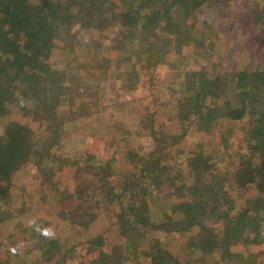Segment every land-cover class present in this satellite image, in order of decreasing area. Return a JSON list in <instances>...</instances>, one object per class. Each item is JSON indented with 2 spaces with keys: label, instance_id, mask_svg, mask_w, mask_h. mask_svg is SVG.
Segmentation results:
<instances>
[{
  "label": "trees",
  "instance_id": "obj_1",
  "mask_svg": "<svg viewBox=\"0 0 264 264\" xmlns=\"http://www.w3.org/2000/svg\"><path fill=\"white\" fill-rule=\"evenodd\" d=\"M11 113L0 264H66L84 243L78 264H230L264 246V0H0V119ZM99 205L120 241L107 250L86 222ZM193 227L186 251L171 247Z\"/></svg>",
  "mask_w": 264,
  "mask_h": 264
},
{
  "label": "rangeland",
  "instance_id": "obj_2",
  "mask_svg": "<svg viewBox=\"0 0 264 264\" xmlns=\"http://www.w3.org/2000/svg\"><path fill=\"white\" fill-rule=\"evenodd\" d=\"M242 56V55H241ZM175 57V55H174ZM171 57V58H174ZM241 60L243 59V57H240ZM240 59H237V61H239ZM160 73L156 75L155 77V82L157 84L161 83L164 84V81L166 80L168 74L166 72V68H158ZM164 94L166 95H161V97L164 96V99L162 98L163 101H168L166 100V98L171 94L170 91H167L166 89H164ZM145 91L146 89H143L140 87V89L138 91H136V94L139 96H144L145 95ZM151 91L148 90L147 93H150ZM155 92H159L156 91ZM129 94V93H127ZM130 95V94H129ZM109 96H112L113 101L114 98H116L115 94H111L109 92ZM160 97V96H158ZM160 97V98H161ZM148 101H150V97L148 96L147 99H142L141 98V102L136 105L133 109H131L132 113H129V111L127 110H123L120 112V115L123 117V119L129 123H133V118L136 116V114H138V112H140V110H142V105H145ZM174 99H171L170 101H168V103H166V109H170L172 108V106L174 105ZM10 119H23L22 117H19L18 115H15L14 113H11L8 116H5L3 118L0 119V127L2 128L4 122L10 120ZM239 132H236V130L234 129L232 132V135L229 136V144L226 146L228 151H233L238 147V144H240L241 142L239 141ZM182 146H185L186 143H181ZM70 143H68V146L65 147V151H67L68 155H76L78 153H83L84 150H82V148L76 147V146H71ZM64 150H62L63 152ZM227 151V152H228ZM103 160H105L106 158L108 159V154L106 151H104V153L102 154L101 157ZM111 159V158H109ZM108 159V160H109ZM120 163H123L120 162ZM25 168V167H24ZM19 175L21 173H18ZM17 174V175H18ZM21 176V175H20ZM54 211V208L51 210ZM86 222L89 226V230L91 233H102L104 236V244H105V249L107 250L109 247H111L114 244H119L120 241L117 238V231L115 230L114 225L111 223V221L109 220V218L107 217V208H105L104 205H99V207L94 211V214H90L87 218H86ZM58 222V220H55L53 222V225L55 226V228H59L60 229L63 227L64 223H61L59 225H56ZM6 231L9 233H13L15 235H18V237L21 239L22 238V233L19 231L18 227L15 225H10L6 228ZM198 228L193 227V228H189V229H184L182 231H178V232H171L169 235V240L172 244L171 247L177 248L179 247L178 245L182 246V251H186L185 247H187V243L190 241V239L195 238L199 233ZM247 247L245 246H239L240 249L239 253L241 254V256H236L232 262L230 264H264V246H260V245H255L250 247L248 244H246ZM91 247L90 244L84 243V244H79L74 251L71 253V258L67 259L66 264H78L80 258L84 257L88 251L87 249ZM94 248H96V246H93ZM257 258V259H255ZM11 261H13V257H11ZM31 261L33 262V264H42L41 262L38 261H34V259L32 258ZM210 264V263H209ZM220 264V263H218Z\"/></svg>",
  "mask_w": 264,
  "mask_h": 264
}]
</instances>
